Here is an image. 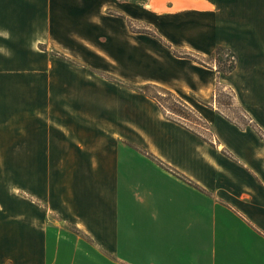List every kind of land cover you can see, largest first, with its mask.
<instances>
[{
    "label": "crops",
    "instance_id": "0c3cea01",
    "mask_svg": "<svg viewBox=\"0 0 264 264\" xmlns=\"http://www.w3.org/2000/svg\"><path fill=\"white\" fill-rule=\"evenodd\" d=\"M189 2L208 6L194 13L215 10L210 0ZM51 4L0 0V264H83L87 254L100 264L106 257L114 264H225L227 252L216 244L230 232L218 209L248 226L240 205L248 192L212 180L231 168L258 178L243 157L254 146L264 176V144L211 112L206 119L229 157L188 131L197 148L169 157L167 137L138 126L137 116L149 121L151 112L138 114L130 100L123 105L131 122L120 116L119 101L113 112L129 130L116 123L109 137L104 95L88 89L98 80L74 76L72 63L50 53L59 43ZM89 242L101 250H83Z\"/></svg>",
    "mask_w": 264,
    "mask_h": 264
},
{
    "label": "rangeland",
    "instance_id": "374dc122",
    "mask_svg": "<svg viewBox=\"0 0 264 264\" xmlns=\"http://www.w3.org/2000/svg\"><path fill=\"white\" fill-rule=\"evenodd\" d=\"M152 1L51 0L58 29L54 37L62 45L52 42L56 46L50 53L72 63L74 76L98 80L89 83L88 89L98 86L104 95L101 103L108 110L104 115L107 135L116 134L111 132L116 123L121 130H129L119 118L114 119L113 112L119 101L123 108L120 116L131 122L133 116L123 105L130 100L138 114L143 107L151 112L149 121L137 116L138 126L145 132L150 130L149 137L158 133L166 136L169 157L175 156L178 148L181 152L185 148L186 153L197 148V141L188 132L199 134L210 147L229 155L217 144L206 119L211 112L241 129H250L264 144V0H210L215 10L201 13L155 12L149 7ZM218 47L225 48L221 54L216 51ZM155 97L162 100L166 111ZM92 101L88 105H96ZM157 116L164 121L165 117L178 120L184 129L169 120L170 126L163 124ZM254 147L247 152L236 149L245 153L244 159L258 178L242 176L240 170L231 168L228 176L212 180L217 187L238 183L240 194L248 192L241 196L246 205L240 204L248 226L235 212L231 217H219L223 209H218V221L230 232L215 243L216 248L223 246L227 252L222 260L225 264H264V176L262 161L253 157ZM150 157L154 159V155ZM211 175L216 174L211 171ZM207 176L208 171L205 179ZM215 244L210 243L211 249ZM96 249L101 250L92 243L83 248ZM85 256L83 264H97V259ZM114 261L116 258L106 257L103 262Z\"/></svg>",
    "mask_w": 264,
    "mask_h": 264
},
{
    "label": "bare ground",
    "instance_id": "6f19581e",
    "mask_svg": "<svg viewBox=\"0 0 264 264\" xmlns=\"http://www.w3.org/2000/svg\"><path fill=\"white\" fill-rule=\"evenodd\" d=\"M171 1L174 3L173 8L167 7V2ZM150 9L155 12H174L179 10H199L203 11L208 9V6L202 2H194L191 3L189 0H153L152 3L149 5Z\"/></svg>",
    "mask_w": 264,
    "mask_h": 264
},
{
    "label": "trees",
    "instance_id": "16d2710c",
    "mask_svg": "<svg viewBox=\"0 0 264 264\" xmlns=\"http://www.w3.org/2000/svg\"><path fill=\"white\" fill-rule=\"evenodd\" d=\"M224 49L225 48H222V47H218L217 49H216V51H219L220 52V54L224 51ZM234 70V68L232 67L231 69H230V71L229 72H231V71H233ZM169 95H173V94H171V92H167ZM156 98V97H155ZM157 100H158V104L166 111L167 109L165 108V105H164V103L162 102V100H160L159 98H156ZM164 114V113H163ZM165 117V116H164ZM167 120H169V121H171V122H173V123H175V124H177V125H179V126H183V125H181V122L180 121H178V120H175V119H169V118H167V117H165ZM194 133V132H193ZM194 134H196L197 136H199V134H197V133H194ZM200 138H201V136H199ZM202 139V138H201Z\"/></svg>",
    "mask_w": 264,
    "mask_h": 264
},
{
    "label": "water",
    "instance_id": "95a60500",
    "mask_svg": "<svg viewBox=\"0 0 264 264\" xmlns=\"http://www.w3.org/2000/svg\"><path fill=\"white\" fill-rule=\"evenodd\" d=\"M151 1V0H150Z\"/></svg>",
    "mask_w": 264,
    "mask_h": 264
}]
</instances>
